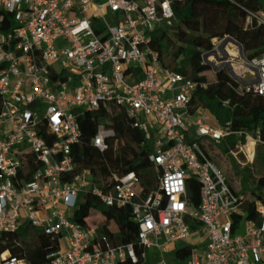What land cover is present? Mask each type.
I'll return each mask as SVG.
<instances>
[{
    "label": "built area",
    "instance_id": "1",
    "mask_svg": "<svg viewBox=\"0 0 264 264\" xmlns=\"http://www.w3.org/2000/svg\"><path fill=\"white\" fill-rule=\"evenodd\" d=\"M178 1L0 0V26H6L0 28V249L6 234L28 223L49 236L47 264L140 258L175 264L163 249L177 241L190 247L183 264H264V188L259 198L233 190L199 142L221 144L233 135L231 153L249 149L245 163H253L264 136L259 128L241 132L210 124L201 107L191 112L192 96L206 83L164 67L149 45L157 28L172 25ZM258 1L256 10H246L247 28L264 25V0ZM222 40H213L205 61L217 58L218 70L229 71L239 92L264 94V54L248 59L232 42L234 50L218 57ZM109 104L122 108L150 140L158 184L141 199L134 172H110L103 188L74 160L73 147L83 136L79 118ZM113 135L97 125L94 146L104 150ZM191 177L199 185L197 209L186 197ZM81 193L106 205H129L143 249L113 245L95 227L75 221ZM0 264L36 263L17 241L0 251Z\"/></svg>",
    "mask_w": 264,
    "mask_h": 264
},
{
    "label": "trees",
    "instance_id": "2",
    "mask_svg": "<svg viewBox=\"0 0 264 264\" xmlns=\"http://www.w3.org/2000/svg\"><path fill=\"white\" fill-rule=\"evenodd\" d=\"M258 0L233 2L231 0H183L173 4L174 19L170 26L157 28L149 45L158 53L164 67L180 72L185 76L206 83L191 98L190 111L198 107L206 109L222 127L231 131L254 132L259 128L264 136V94L251 91H238V82L226 71L213 70L204 60V54L210 51L214 39L226 36L235 38L242 46L246 58L264 54V25L245 26L246 10H256ZM6 20V19H5ZM0 26L5 28L6 26ZM138 73L137 69H128ZM141 75L126 76L134 82ZM83 136L74 145V160L79 168L91 169L95 182L105 188L108 174L119 175L134 172L139 177L136 198L146 197L158 184V174L148 159L151 151L150 140L134 126L125 111L109 104L104 109H97L91 116L79 118ZM103 124L114 131L108 146L100 150L93 144L97 125ZM241 141L244 142L242 136ZM237 139L233 135L225 137L220 147L210 154L211 141L200 143L204 153L225 172L228 184L238 193H252L257 198L264 188V145H257L259 165L246 163L241 165L231 155ZM226 155L227 162L222 159ZM232 156V157H231ZM230 158L233 161H230ZM222 171V172H223ZM223 172V173H224ZM187 202L192 209L199 206V185L195 178H189L186 184ZM75 221L95 227L99 234L107 236L113 245L133 243L140 252L143 248L138 241V224L133 220L131 207L106 205L91 193H81L74 211ZM8 241L0 251L20 242L28 250H37L47 264L45 253L50 244L49 236L42 230L23 223L15 233L6 234ZM190 253V247L181 246L175 251V264H183ZM28 259V258H27ZM29 260V259H28ZM33 263L38 264L32 260ZM115 264H148L143 259L136 262L129 260Z\"/></svg>",
    "mask_w": 264,
    "mask_h": 264
},
{
    "label": "rangeland",
    "instance_id": "3",
    "mask_svg": "<svg viewBox=\"0 0 264 264\" xmlns=\"http://www.w3.org/2000/svg\"><path fill=\"white\" fill-rule=\"evenodd\" d=\"M232 44H233L232 41H228V42H226V43H225V46H223L222 48H220V50H218V52H217V56H218V57H224V56H226L227 51H229V50H234V47H233ZM208 60H209V59H208ZM216 60H217V58H216L215 60H210V61H212V62H207V64H209V66H210L213 70H218V68H219V67H218L219 64H218V62H217ZM239 69H241V68H239ZM220 70H223V71H226L227 73H229V71L226 70V69H224L223 67H221ZM205 120H206L207 122H209L210 124H215V123H216L214 116H213L210 112H206V114H205ZM206 141H207V139H203V140H200L199 142H200V143H204V144L207 146ZM220 145H221V144H218V143H216L215 141H211V146H210L209 149H208L209 152H210V154L214 155L215 148H216V147H220ZM231 150H232V149H230V153H231ZM231 155L234 157L233 153H231ZM232 156H231V157H232ZM221 157H222V159L224 160V162H225L226 165H229V166L232 167L233 162H230V163L227 162L228 160H227L226 155H222ZM234 158L236 159V161H237L238 163H240L241 165H244V163H245V159H244L242 156H240V155H236ZM255 158H256V157H255ZM230 161H233V160L230 158ZM250 164H253V165H256V166H257V165L259 164V161H258V159L256 158V159L253 160V163H250ZM222 171H223V169H222ZM223 172H224V171H223ZM224 174H225V172H224ZM70 213H71V212H70ZM183 245H184V244H183V242H181V241H177V242L172 243L170 249H167V250L163 249V254H164V256H165L168 260H170V261L175 260V251H176L178 248H180L181 246H183ZM14 250H17V248L15 247ZM147 253H148L149 258L152 259V258H153V255H154V253H155V247H154V246L149 247V248L147 249ZM27 258H28L29 260H32V261H34V262H37L38 264H44V261H45V260L43 259V257L41 256L40 252L37 251V250H28V251H27Z\"/></svg>",
    "mask_w": 264,
    "mask_h": 264
},
{
    "label": "water",
    "instance_id": "4",
    "mask_svg": "<svg viewBox=\"0 0 264 264\" xmlns=\"http://www.w3.org/2000/svg\"><path fill=\"white\" fill-rule=\"evenodd\" d=\"M228 41H232V42H236V43H238V44H239V47L242 49L241 44H240L235 38L230 37V36H226V37L223 38L222 42L220 43V48H222V47L225 45V43L228 42ZM210 53H211V51H208V52H206V53L204 54V60L207 59V56H208Z\"/></svg>",
    "mask_w": 264,
    "mask_h": 264
},
{
    "label": "bare ground",
    "instance_id": "5",
    "mask_svg": "<svg viewBox=\"0 0 264 264\" xmlns=\"http://www.w3.org/2000/svg\"><path fill=\"white\" fill-rule=\"evenodd\" d=\"M234 153H235V155H240L244 158L245 155H251L252 152L249 149L248 150L246 149V150H238Z\"/></svg>",
    "mask_w": 264,
    "mask_h": 264
},
{
    "label": "crops",
    "instance_id": "6",
    "mask_svg": "<svg viewBox=\"0 0 264 264\" xmlns=\"http://www.w3.org/2000/svg\"><path fill=\"white\" fill-rule=\"evenodd\" d=\"M209 112V111H208ZM244 164H246V163H244ZM250 164V163H249ZM176 256V255H175ZM176 258V257H175ZM177 259V258H176Z\"/></svg>",
    "mask_w": 264,
    "mask_h": 264
}]
</instances>
